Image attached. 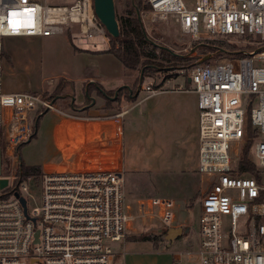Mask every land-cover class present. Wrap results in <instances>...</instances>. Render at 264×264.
<instances>
[{"label":"built area","instance_id":"2783aa9c","mask_svg":"<svg viewBox=\"0 0 264 264\" xmlns=\"http://www.w3.org/2000/svg\"><path fill=\"white\" fill-rule=\"evenodd\" d=\"M143 1L149 11L141 13L150 23L171 20L192 40L255 46L239 48L213 65L195 63L179 70L186 72L197 96V173L207 186L199 203V238L193 248L175 254L172 264H264V0ZM72 25L81 41L108 36L94 15L92 0L62 6L0 0V148L6 153L33 135L32 113L56 107L42 91L4 90L3 39L49 37ZM179 71L149 76L153 84L141 83L139 91L148 97L166 92ZM247 119L253 133L249 159L256 176L239 171ZM16 177L11 186L8 180L0 188V264H124L112 245L125 241L136 217L125 205L120 173L102 168L42 172L39 199L30 196L31 210L24 181L32 177ZM174 209L172 199L150 197L139 203L137 218L143 224L154 219L159 231L168 230L174 227Z\"/></svg>","mask_w":264,"mask_h":264},{"label":"rangeland","instance_id":"374dc122","mask_svg":"<svg viewBox=\"0 0 264 264\" xmlns=\"http://www.w3.org/2000/svg\"><path fill=\"white\" fill-rule=\"evenodd\" d=\"M34 1L41 5L62 6L71 4L75 0ZM184 1L190 4L192 0ZM137 2L141 3V7L146 5L143 0H114L116 15L119 17L125 15ZM140 15L141 26L147 39L156 45L168 48L175 55L188 59V62L184 63L183 66L179 63L175 68H167L163 71L150 74L153 77L155 75H158V77L166 76L168 71H172V74H175L181 68L187 67V64L203 62L204 64L213 65L216 61L235 55L236 50L239 48L251 50L255 47L242 42L228 43L220 39L195 41L181 34L178 26L171 20H156L150 23L149 16H143L142 13ZM52 37H58L57 41H64L65 39L66 42H69L68 40L71 39L72 44L77 47L95 45V48L102 52L110 48L108 38L98 37L88 41L79 40L76 25L65 29L63 34L39 38L41 90L45 95L53 93L56 87L55 82L51 86L47 84V81L51 80L49 76H54L57 73L69 72L71 74L77 72V74H80L85 72L88 75L102 77L105 81L113 82L111 84H118V81L125 82L129 85L128 89L132 88L139 92L137 101L148 98L145 92L138 90L140 72L125 70L113 55L100 51L97 54H88L81 59H73L64 52L63 46L55 39H52ZM8 70L3 71V86L5 87V83L10 86H16L18 83L17 73L14 70L12 72ZM179 72V76L172 78L166 88L173 89L177 85H182L184 88L192 90L194 86L187 82V78L185 77L186 72ZM153 77L144 76L141 82L142 85L153 84ZM136 81L138 83L135 88L134 84ZM24 84L26 91L37 90L36 86L30 82V78L26 79ZM102 84L109 86L108 83ZM124 89H120L119 93V90H116L119 104L121 99L125 98L126 90ZM116 91L114 92L116 93ZM115 105L116 103H112L109 105V108L116 110ZM131 106L132 104L128 103L125 108ZM104 107H106V102ZM146 110V105H141L136 110L129 111V114L124 118L123 144L125 171L122 173L123 193L128 212L136 218L126 230L125 242L113 243L112 247L120 253V261H124L126 264H172L175 253L191 248V244L195 243L199 238V203L207 184L201 180L197 173L187 174L186 172L187 169L191 170V172L194 170L197 172L198 137L197 140L192 142L190 147H184L183 150L174 149L175 143L165 139V134L163 133L165 131L164 125H162V128H159L155 122L150 124L145 116L140 117L138 115V111L143 115ZM47 114H52V112L49 111ZM35 115V112L32 113L31 118L33 119ZM45 140L46 138L42 137L39 130L35 138L29 143L20 146L17 154L15 153V148L13 151L10 150V153H6V150L1 147V176L8 178L9 186L17 179L16 176L19 174L20 163L25 168L40 167V162L44 158ZM14 171L15 173L13 174ZM24 184L27 191L28 209L31 210L34 204L30 196L35 200L39 199V191L37 189L39 185L38 177L32 176V181H24ZM262 184L264 185V179L262 180ZM150 197H168L172 199L175 204V227L173 228L188 229L186 233L184 232L180 238L174 241L170 248L166 247L164 241L165 236L163 233L167 231L166 229H161L162 233L161 231L158 233L159 224L156 220L146 218L143 224V221L137 218L139 203ZM144 234H149V236L156 235L159 248L152 249L153 247L149 243L127 242L131 237H138ZM137 252H140V254Z\"/></svg>","mask_w":264,"mask_h":264},{"label":"crops","instance_id":"0c3cea01","mask_svg":"<svg viewBox=\"0 0 264 264\" xmlns=\"http://www.w3.org/2000/svg\"><path fill=\"white\" fill-rule=\"evenodd\" d=\"M39 38L41 37L3 39L1 47L2 70L4 72L8 69L11 72L14 70L18 78L16 86L5 83L4 90L6 92L24 91L26 89L24 81L28 78L36 86L37 90L35 91H42ZM57 38L52 37L56 41ZM68 41L66 42L64 39V41L57 42L63 46L64 52L73 59H81L88 54H97L100 51L95 48V45L77 47L72 44L71 39ZM107 50L100 52L105 53ZM49 77L56 85L59 80H63L71 86H67L65 89L67 91L55 99L56 111H50L52 114H47L48 111L42 116L36 132L37 135L40 130L42 137L46 138L44 158L40 162L43 173L102 168L122 175L125 171L124 118L129 114V111L136 110L141 105H146L147 110L143 115L138 111V115L145 116L150 124L155 122L159 128L164 125L165 139L175 143L174 149L183 150L184 147H190L192 142L197 140V96L191 89L184 88L175 91L174 88H170L166 92L137 101L139 92L130 88L134 92H129V100L122 98L120 104L113 102L116 103L115 110L104 107L106 101L98 95V90L88 92V84L99 85L104 92H110L127 89L126 87L129 85L125 82L118 81V84H111L113 82L105 81L102 77L88 75L85 72L80 74L77 72L57 73ZM102 83H108L109 86ZM113 97L109 100L114 101ZM128 103H131L132 106L125 108ZM73 106L76 108L74 109ZM160 133L162 134V132ZM186 172L187 174L197 173L195 170L191 172L188 169ZM163 235L165 236V233ZM143 243H149L153 247L152 249L159 248L158 242L157 247L152 242L145 241ZM165 243L166 247L170 248L174 242L167 244L165 241ZM195 243L191 244V248L195 246ZM137 253L140 254V252ZM124 264L126 263L124 262Z\"/></svg>","mask_w":264,"mask_h":264},{"label":"trees","instance_id":"16d2710c","mask_svg":"<svg viewBox=\"0 0 264 264\" xmlns=\"http://www.w3.org/2000/svg\"><path fill=\"white\" fill-rule=\"evenodd\" d=\"M143 11H149V6L146 4L141 7V3L137 2L129 11L126 12L125 15L121 17L116 15L120 35L117 39H113L110 36H107L110 48L105 53L113 55L121 63L125 70L129 72H142L143 77L150 76V74L163 71L167 68H175V66H177L179 63H181L182 66L184 65V63L186 64L188 62V59L175 55L161 48V46L156 45L144 36L141 23L136 17L137 12L141 13ZM189 65L190 64H187V66ZM137 83L138 81H136V83L134 84L135 88L137 86ZM67 86L69 87L71 85L69 83L66 84L63 80H59L56 87L54 88L53 93L45 96H47L55 104V99L63 94ZM91 90H98L97 93L101 97H112L115 93L114 91L104 92L101 86L96 84H88V92H91ZM124 90H126V95L124 97L126 100H129V91L127 89ZM120 91L121 90H119L118 93ZM130 91L131 93L134 92L132 91V89ZM113 102H119L117 97L114 101L106 99V108H109V105H111ZM73 108L75 109L76 107L73 106ZM44 114L45 111L36 113L35 121L37 122L36 125H34V133L30 137L29 141L20 143L15 148L16 154L18 153V149L20 148V146L29 143L33 138L36 137V132L39 128L40 120ZM252 136L253 133L249 124V119H247L246 141L245 146L240 153V163L242 166L239 171L254 176V166L249 159L252 147ZM19 167V175L23 178L32 176L36 178L42 173L40 167L25 168L21 163L19 164ZM128 240L138 242L148 241L152 242L154 246L157 247L158 239L156 235L149 236V234H144L139 235L138 237H131Z\"/></svg>","mask_w":264,"mask_h":264},{"label":"water","instance_id":"95a60500","mask_svg":"<svg viewBox=\"0 0 264 264\" xmlns=\"http://www.w3.org/2000/svg\"><path fill=\"white\" fill-rule=\"evenodd\" d=\"M92 3H93L94 15H95L96 19L98 20V22L105 28L107 35L113 39H117L120 35V32H119L118 21L116 19L114 0H92ZM137 19L139 20L140 23H142L139 13H137ZM143 33H144V36L146 37L144 30H143ZM161 48L170 52V50L166 47H161ZM142 78H143V74L141 72L140 77H139L138 90H139V86L142 82ZM187 82L189 83L190 80L187 79ZM118 90H120V89H118ZM128 91L131 92L130 89H128ZM86 95H87V93H86ZM116 97H117V92L115 93L112 100H115ZM35 125H36V121H35ZM1 172H2V153H1V148H0V177L2 175ZM7 185H8V179L1 177L0 188L1 189L5 188ZM20 203L22 205L24 214L26 215L25 201L23 199H20ZM26 217H27V215H26ZM187 231H188L187 228L186 229H182V228L168 229L165 232V241L167 242V244H171L176 239L180 238L184 232L186 233ZM36 236H37V234H36Z\"/></svg>","mask_w":264,"mask_h":264},{"label":"flooded vegetation","instance_id":"af4514ba","mask_svg":"<svg viewBox=\"0 0 264 264\" xmlns=\"http://www.w3.org/2000/svg\"><path fill=\"white\" fill-rule=\"evenodd\" d=\"M102 97H103V98L105 97V98H104V99H105V101H106V99H108V100H109V99L111 98V97H108V96H102Z\"/></svg>","mask_w":264,"mask_h":264}]
</instances>
